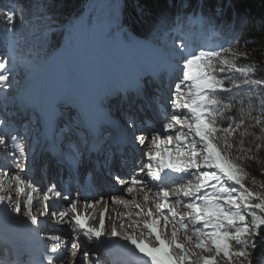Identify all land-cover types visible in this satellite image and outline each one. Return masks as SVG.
I'll return each mask as SVG.
<instances>
[{"label":"snow or ice","instance_id":"obj_1","mask_svg":"<svg viewBox=\"0 0 264 264\" xmlns=\"http://www.w3.org/2000/svg\"><path fill=\"white\" fill-rule=\"evenodd\" d=\"M16 11L19 12V17ZM16 11L7 12L6 17L8 35L4 39L8 55L0 58V107H6L14 99L9 93L16 88L18 67L22 62L18 55L16 24L18 20L23 23V7L18 6ZM42 19L47 22L48 17L42 16ZM46 29L47 23L40 30L42 39ZM154 51L173 74H180L179 82L174 84L175 96L171 102L174 113L170 116V122L164 126V131L170 133L175 126H179L187 128L188 132L175 136L168 134L166 138L153 136L149 146V138L144 134L137 135L136 125L129 121V127L133 131L130 135L125 132L122 142L125 145L138 142L142 148L147 149V162L141 164L139 177L134 176L128 181L133 187H129L127 192H133L134 187L138 191H145L147 181L143 177L150 178L158 189L154 193L157 213L154 214L150 209L145 211L141 204L132 201L131 203L146 217L142 225L146 233L141 232V235L137 236L134 231L121 236L114 225L109 235L104 214L100 215L98 227L89 226L90 218L87 215L82 217L77 212L76 202L67 195L62 196L53 186L48 191L54 192L57 198L68 200L69 207L58 214L52 211L51 216L55 218L59 215L62 222L72 226L74 236L71 243L62 241L58 235L47 236L48 243L41 253L40 264H54L52 256L48 253L55 254L63 248L68 250L67 259L70 264H89L92 251L88 245L94 241L102 242L101 238L104 236H109V239L119 236L145 258L146 264H219L217 258L222 260L223 264H253L254 254L259 247L257 237L264 236V193L255 192L246 186L248 173L238 162L239 158L233 159L228 154L231 144L225 143L223 147L220 145L218 134L231 135L242 126L243 118L241 117L239 123L219 127L218 118L233 121L234 117L225 115L233 111V106L223 103L217 93H231L233 89L243 86H259L264 89V79L250 78L251 74L256 72L253 65L238 66L234 60L226 58L219 51L189 50L183 39L174 42L171 47L157 48ZM224 53L247 56V53L237 52L232 47L225 48ZM226 70L239 73L241 79L237 81L218 75ZM141 88V85L137 86L138 94ZM182 110L189 115H183ZM255 111L264 115V92L249 96L247 112L254 124L264 125L260 116L253 115ZM5 123L4 119L0 118V127ZM260 131L264 133V127H261ZM255 148L259 151L264 148V144H257ZM0 153L19 172L26 171L24 161L28 146L24 137L0 133ZM56 155L70 169L78 170L80 160L77 155H65L63 152ZM173 173L182 174L181 178L184 180L174 190L164 185V181ZM7 174L5 172V175ZM116 180L121 184L125 183L120 177H116ZM12 181L15 182L18 194L25 191V180L19 174L12 175L9 183ZM209 189L212 191H207ZM150 191L151 189H148V192ZM148 192H145L143 197L145 203L149 201ZM233 193L237 195L234 197ZM171 196L176 199L170 202ZM181 197L187 198V201H182ZM49 199L48 195H44V215L48 214ZM5 200L9 202L11 212L17 216L23 213L29 218L31 225L38 226L40 221L33 214L31 196H28L23 206L19 199L0 195V204ZM113 202L125 207L130 203L123 198L114 199ZM181 203L189 210L187 213L178 212ZM164 210H168V214H165ZM69 212L72 214L71 220L66 219ZM169 225L172 229L170 237L167 234ZM132 226L134 229L139 228L135 221ZM180 232L184 234V243L178 240ZM81 234L86 238V243L80 240ZM145 235L153 239L151 246L145 242ZM36 237L44 243L38 230ZM186 245L193 247L188 248ZM78 254H81L80 259H77ZM3 256L4 258H0V264H22L19 256L12 259L7 249H4Z\"/></svg>","mask_w":264,"mask_h":264},{"label":"trees","instance_id":"obj_2","mask_svg":"<svg viewBox=\"0 0 264 264\" xmlns=\"http://www.w3.org/2000/svg\"><path fill=\"white\" fill-rule=\"evenodd\" d=\"M18 6L24 11L23 23L18 20L16 24L18 55L22 58L16 76L19 85L15 91L18 92L24 84L20 79L46 67L58 46L76 43L80 28L84 29L90 44L98 47L109 17L113 25L104 43L115 59L119 58L118 38H122L128 52L140 57L151 56L154 48L171 47L178 35L177 41L183 37L181 39L189 50L219 51L238 66H255L256 72L251 74V79H264V0H121L116 10L113 9L114 0H0V37L8 35L7 12L16 11ZM85 6L88 16L86 23L81 25ZM16 14L19 17L18 11ZM42 16L48 17L47 22ZM45 23L47 29L42 39L40 30ZM199 42L200 46H197ZM230 47L247 53V56L224 53V49ZM5 50L7 56V45ZM218 75L237 81L241 79L234 71L226 70ZM260 92L264 89L259 86H243L231 93H217L223 103L233 106V111L225 115L234 117L233 121L218 118L219 127L239 123L243 118L240 128L231 135L219 133L218 139L221 147L225 143L231 144L228 154L233 159L239 158L238 162L248 173L246 186L264 193V148L259 151L255 148L257 144H264V133L260 131L264 125L254 124L247 116L249 96ZM253 115L264 120L260 111ZM257 243L259 247L253 264H261L264 258V236L257 237Z\"/></svg>","mask_w":264,"mask_h":264},{"label":"rangeland","instance_id":"obj_3","mask_svg":"<svg viewBox=\"0 0 264 264\" xmlns=\"http://www.w3.org/2000/svg\"><path fill=\"white\" fill-rule=\"evenodd\" d=\"M118 2H119V0H114V6H113V9L115 8V6L118 4ZM111 17H109L108 18V20H107V26L109 25L110 26V22H111ZM104 28V27H103ZM105 29H106V27H105ZM111 30V29H110ZM78 33H82V36H83V34H84V29H81ZM78 36H80V34H77ZM5 36H1L0 37V58H3V57H5L6 56V51H5ZM83 37H81V39H82ZM181 38H183V37H181ZM181 38H180V40H181ZM178 40V35H176V39H175V42ZM201 40V39H200ZM85 42V41H84ZM84 42H82V43H84ZM117 43H118V45H119V40H117ZM120 46V45H119ZM197 46H200V42H199V44L197 45ZM85 48H84V50L81 52L82 53V55H81V60L82 61H84V54L85 53H87V55H88V58L90 59L91 58V61H92V63L94 62V63H97V65L99 64L98 63V61L100 62V63H103V61H102V58L100 59V57L101 56H103L104 55V53H103V48L101 47V42H100V46L99 47H97V46H91V44H89V45H87V48H86V46H84ZM59 50H61V49H59ZM58 50V51H59ZM57 51V52H58ZM81 51V50H80ZM58 54V53H57ZM79 56V55H78ZM120 57L118 58L119 60L118 61H116V60H113V58H111L110 56H109V61H113L114 62V64L112 65V64H110V63H107V65L110 67V68H114L113 70H114V72L117 74V76L120 78V80H118L117 78H115L114 76H112L111 74H109L108 75V79L110 78V79H112V78H114V83L112 84V83H110V84H106V83H104V86L106 85L108 88H110V92L109 93H111L112 91H111V89H115V88H117V89H121L122 90V93H124V90L125 89H127V93L130 95V90H128V80L129 81H131L132 83H133V85L132 86H134V90H136V91H133L132 93H133V95L134 96H136V97H138L139 99H141V95L145 98V101H148V100H152L153 102H157L156 100H158V98H160V97H158V96H156V93H157V91H154V90H151L149 87H150V83H149V81H147L146 79V76H148L147 75V71H149V70H155L156 68L153 66V64L151 63V61L149 60V57L147 56V55H144V56H141L143 59L144 58H146V60H137V59H134L133 58V56H131V55H123V54H120L119 55ZM151 56H153V57H155L156 59H158V60H160L162 63H164L161 59H159V57L157 56V54L155 53V51H154V49L153 50H151ZM55 59H56V57H55ZM54 59V60H55ZM128 60H129V63H128ZM81 61V62H82ZM54 62V61H53ZM61 64H63V63H58V65H61ZM165 64V63H164ZM85 65V64H84ZM135 67H137V68H135ZM58 68L59 67H57L56 69H53L54 71H56V70H58ZM140 68V69H139ZM147 70V71H146ZM170 71H171V69H169ZM138 72H140V73H142L141 75H143L141 78V81L139 80V73ZM138 73V74H137ZM171 74H173V73H171ZM102 74H100L99 75V73H98V78L96 79V80H98L97 82H99V87H102L101 86V82H102V77H100ZM179 75L180 74H173V80H172V82H170V86L168 87V89H167V91L168 92H170V97H172V98H170L169 100H172V99H174V96H175V93H174V84L176 83V82H179ZM111 76V77H110ZM43 77V76H42ZM41 77V78H42ZM46 77V76H45ZM161 77V76H160ZM39 78H40V76H39ZM38 78V79H39ZM146 78V79H145ZM145 79V80H144ZM36 81H37V79H35ZM139 80V81H138ZM142 80H143V82H142ZM20 81H21V79H20ZM121 82V83H117V82ZM161 82H160V86H161V84H166V83H163V79L161 78V80H160ZM123 82V83H122ZM112 84V85H111ZM19 84L16 82V86H18ZM121 85V86H120ZM138 85H141L142 86V88H141V91H140V93L138 94V92H137V86ZM162 85V86H163ZM44 88L45 87H43V89L41 90V92L40 93H42L41 94V96H43V94H44ZM62 88H63V91H64V93H63V95L62 96H64V95H66L67 93L69 94L68 95V98L71 100H69V103H68V100H66V101H64L63 99H61V102L59 103V106H64V107H66L67 108V110H66V108H64L65 110H63V109H61V108H59V109H61L60 111H66L65 113L67 114V122H68V124H69V126L71 127L72 126V121H73V118H75V117H72L71 116V113H70V110L72 111V114H74V113H77L78 112V110L76 109V108H78V106H80V104L82 103V94H81V92H80V97L78 96V94H77V92L75 91V90H73V89H71V87H68L69 88V92L68 91H66L65 90V85L64 86H62ZM125 88V89H124ZM34 90V89H33ZM32 90V91H33ZM160 90V89H159ZM13 92H15V90L14 91H12V92H10L9 93V96H12L11 94L13 93ZM99 92H101V89H100V91ZM120 96V95H119ZM57 97H58V93H57ZM136 97H133L132 95H130V96H128V101L130 102H139V101H137L138 99L136 98ZM134 98H135V100H134ZM142 100V99H141ZM143 102V101H142ZM56 104H57V101H56ZM111 104L112 105H114L115 104V101L114 102H111ZM123 105H124V103H122ZM43 105V104H42ZM169 105H171V103H169ZM44 107V106H43ZM57 107V105H55V113H54V115L56 116V110L58 111V109L56 108ZM100 107L103 109V106H101L100 105ZM0 108H3L4 110L1 112V115H4V116H6L7 117V120H9L10 122H9V125L7 126V125H5V127L3 126V127H0V132L1 133H4V131L7 129V128H9V126L10 125H12L11 124V120L9 119V117H10V113H11V111L10 110H8L6 107H0ZM170 109H172L171 107H170ZM112 111H111V113L112 114H115L116 112V109H111ZM122 114H124V113H122ZM176 114H181V113H176ZM182 114L183 115H189L186 111H183L182 110ZM77 115V114H76ZM54 116V117H55ZM69 116V117H68ZM65 116H63V118H64ZM71 117V118H70ZM124 116L123 115H120V117L118 118V119H120V121H121V123L123 122V118ZM159 117V116H158ZM13 118H15V116H13ZM190 118V117H189ZM71 124V125H70ZM74 125H75V123H74ZM6 126H7V128H6ZM75 128V127H74ZM30 129V128H29ZM20 130V129H19ZM102 130H103V132L105 133L106 132V130H105V127H103L102 128ZM181 132H183V133H187L188 132V129L187 128H180L179 126H175V128L170 132V133H168V134H171V135H173V136H175V135H177V134H180ZM17 133H20L19 134V136H22L21 134L23 133L22 131H20V132H16V134ZM11 134H15V133H11ZM10 134V135H11ZM24 135H25V140H26V142H27V146H28V153H27V157H26V159H25V161H24V165H27V164H29L30 163V161H31V153L34 151V149H32V152L30 153V148H31V139L29 138V136L27 135V133L26 132H24L23 133ZM168 134H166L165 135V138H166V136L168 135ZM18 135V134H17ZM103 136H104V134H103ZM34 147H35V145H34ZM198 148H199V145H198ZM34 155H35V152H34ZM34 158H36V155H35V157ZM38 161H40V160H38ZM178 183L176 184V186L177 187H179V185L181 184V183H183L184 182V180L183 179H179V181H177ZM11 185L10 186H8V182H7V180H6V184L4 185L5 187H7V188H9V189H11L12 190V185H13V183L11 182L10 183ZM25 185H27V186H25ZM23 187H24V189H25V191L23 192L24 194L22 195L21 194V196H20V194H18L17 193V191H16V187H15V189H14V187H13V190H12V192H10V193H8L7 195H4V194H2V196H5V197H7V196H11L14 200L15 199H19L20 201H21V204L23 205L24 204V202H23V199H24V196H33L32 194H31V192L28 190V182L26 183V181H25V184L23 185ZM26 187V188H25ZM28 192V193H27ZM15 195V197H13V195ZM0 195H1V192H0ZM37 197V196H36ZM120 198H123V199H125V200H127V201H129L130 203H129V205H130V209L128 208L127 210H129V211H125V212H123L122 213V215H124L125 217L127 216L128 218H129V216L131 215L132 217V219L133 220H131V222H130V220H127V222H126V224H123L122 226H121V231H123L124 233H132V232H134L135 231V234L137 235V236H140L141 235V232H143V227H142V225L141 224H143V220L146 218H140L139 216L140 215H142L143 216V214L140 212V210L138 211L137 209V211L134 209V205H133V203H131L132 201H131V198H128L127 196H124V195H118V198H115L114 196H112L110 199H109V201H108V203H107V207H111L112 206V204L113 205H116V203H114L113 201H114V199H120ZM176 198H174V199H171L170 198V202L171 201H174ZM181 200L182 201H187V198H183V197H181ZM8 201L7 200H5L2 204H0V210H2V209H4L5 210V214H0V224L2 223V222H4V221H9V220H11V219H15V218H18V223L19 222H21V221H25V220H27L28 219V217L27 216H25V215H23V213H21L19 216H17V214H15L14 212H11V210H10V208L8 207ZM97 206H98V209H102V210H104V208H107L106 207V205H99V204H96ZM142 205H144V206H146V211L147 210H149V208H148V204L146 205V203H143ZM69 207V206H68ZM129 207V206H128ZM39 209V206L37 207V210ZM157 208H152V209H150V210H152L153 211V213L155 214V213H157V210H156ZM102 210H95V211H97L98 213L99 212H101ZM178 212L179 213H187L189 210L187 209V208H185L184 207V204L183 203H181L179 206H178ZM33 214L35 215L36 213H35V211H36V208H35V210L33 209ZM165 211V214H168V210H164ZM78 212V211H77ZM79 213V212H78ZM82 217L83 216H85L86 215V213H84V212H80L79 213ZM90 214V213H89ZM89 214L87 215L90 219H89V226H92V227H98L99 226V220L98 219H100V214H98V216L96 217L95 216V214H94V216H95V218H94V216H92L91 214H90V216H89ZM97 214V213H96ZM37 216V215H36ZM72 219V214L69 212V217H68V220H71ZM114 219H115V214H108L107 215V221H109L108 223H110V224H108V228H107V232L109 233V235H110V232H111V229H112V227L114 226ZM95 220H96V222H95ZM177 220H179V216L177 217ZM92 221V222H91ZM136 222L138 225H139V228H135L134 229V227L132 226L133 225V222ZM93 223V224H91V223ZM94 222H95V224H94ZM185 222H187V220L185 221ZM4 225H6V224H4ZM23 225V226H22ZM25 225H24V223L23 224H19V225H16L15 223H12V226L10 227V228H7V229H10V232H9V234H10V236L11 237H13L12 238V240L14 241V242H17V240H23L22 239V237L20 236V234L19 233H17V230L18 229H20V228H23ZM161 227H163V224L161 223ZM177 227H179V225L177 224ZM16 228V229H15ZM117 228V230L119 231L120 230V228H118V227H116ZM123 228V229H122ZM16 230V231H15ZM125 230H127V231H125ZM171 225H169L168 226V229H167V234H168V236L170 237V235H171ZM15 231V234H17V237H19L18 239H16L15 240V237H14V232ZM144 231H146V230H144ZM144 233H146V232H144ZM82 235V234H81ZM5 237H7V236H5ZM21 237V238H20ZM145 238V242L146 243H148L150 246L154 243V241H153V239L152 238H149V237H147L146 235L144 236ZM117 238H120L119 236L117 237ZM104 240V241H103ZM178 240L180 241V242H182V243H184V234H183V232H180V233H178ZM101 244H103V245H105L106 244V246L108 245V243L110 242V243H113V244H115L117 247V249H118V251H121L120 253H126V251L128 250H130V252H136L135 251V249L128 243V242H126V241H124V240H122V239H114V238H112V239H109V236H104V237H102L101 238ZM105 241L106 242H108V243H105ZM90 244H92L93 246H95V244H96V242L94 241V242H92V243H90ZM109 246V245H108ZM110 248H113V247H111V246H109ZM186 247H188V248H192L193 246L192 245H186ZM114 249V248H113ZM115 250V249H114ZM197 251H199V250H197ZM39 251L38 250H36L34 253H38ZM127 255L126 256H122V258H126L127 256H130L128 253H126ZM203 254V253H202ZM137 255H138V259H143V260H145V258L143 257V256H141L139 253H137ZM204 255H206V254H204ZM27 258V257H26ZM194 259V258H193ZM264 259V258H263ZM146 261V260H145ZM219 261V264H222V261L221 260H218ZM262 264H264V262L262 263Z\"/></svg>","mask_w":264,"mask_h":264},{"label":"bare ground","instance_id":"obj_4","mask_svg":"<svg viewBox=\"0 0 264 264\" xmlns=\"http://www.w3.org/2000/svg\"><path fill=\"white\" fill-rule=\"evenodd\" d=\"M88 8V7H87ZM86 19H87V16L83 18L82 22L80 23L81 25H84L86 23ZM83 29V28H81ZM80 38L83 37L81 39V42L80 44L78 45V47L76 46V48H69V49H62V50H59L56 54V59L54 60V62H52L51 64V67L48 69V70H44L39 76L40 78H35L37 79V81L35 80L34 82H37L36 83V86L29 92V95H31L32 97H34V95L36 94V92L40 89H43L44 88V94L43 96H41V94L43 93H40L41 90L39 91V94H38V97L40 99V103L42 102L44 108H45V117H44V122L46 123V125L48 126V129L50 128L51 126V122L54 121V113H55V105H56V101L57 103L59 104L60 103V98L63 97L62 95L63 94H60V92L63 91V88L60 87L61 85V82L63 81V78L65 77V73L66 72H71L74 76V79L76 81V84L79 88V91L81 92L82 94V104L85 105L84 107V110H85V115L86 117L88 118L87 121L88 123L90 121H92L93 123H96V115H98L99 113L103 112V109L100 107V105L98 104V101H99V97L102 95L105 96L107 95V93H104V91H106L108 89V87L105 85L104 86V83H106V79L108 77L109 74H111L112 76H114L115 78H117L118 80H120V78L117 76V74L114 72V68L112 67L109 68V67H106V63H104L103 67L100 69L99 66L97 65V63H92L91 61V58L89 59L88 58V55L87 53L84 54V61L81 60V55H82V51L84 50V43H82L83 41H85V37L84 35L82 36V33H80ZM80 40V39H79ZM87 48V47H86ZM81 50V51H80ZM79 55V56H78ZM82 61V62H81ZM58 63H63L62 64V69L61 70H56L54 71L53 69H56L57 67H59L60 65H58ZM85 64V65H84ZM100 69V70H99ZM42 71V70H41ZM151 72V76L155 77L157 76V70H150ZM98 73L99 75L102 74L100 77H102V82H101V86L102 87H99V82H97L98 80H96L98 78ZM109 73V74H108ZM43 76V77H42ZM46 76V77H45ZM143 75H141V73L139 74V80L141 81V77ZM42 77V78H41ZM111 77V76H110ZM152 77V79H153ZM49 78V82L50 83H47V85L44 86L45 84V81ZM138 80V81H139ZM145 80V79H144ZM154 80V79H153ZM109 81H110V78H109ZM143 82V80H142ZM110 83H112V81H110ZM117 83H121V82H117ZM123 83V82H122ZM39 86V87H38ZM121 86V85H120ZM101 89V92H99ZM67 91V90H66ZM109 91H110V88H109ZM111 93H110V97L112 95L116 96L115 92H113V90L111 89ZM57 93H58V97H57ZM120 94H118L117 96H119ZM65 96V95H64ZM101 97V98H102ZM33 99V98H32ZM31 99V100H32ZM106 100L107 101H111L112 99H110L109 97H106ZM135 100V98H134ZM59 101V102H58ZM32 102V101H30ZM69 103V101H68ZM147 108V107H146ZM65 110V109H64ZM90 113H93V118L90 119L91 117H89V114ZM154 115H156L157 117L160 116L159 113H154ZM5 118V117H4ZM8 121V125H9V120ZM109 122L111 124V126L113 127V130H114V133L117 134V131L119 128H123V124L119 121V119L116 120V118H112V119H109ZM5 124V125H7ZM4 125V127H5ZM7 125V126H8ZM6 126V128H7ZM120 129V130H121ZM1 133V132H0ZM18 136L20 133H17ZM15 133V135H17ZM12 135V134H11ZM35 147H36V143L34 144ZM34 152H35V155H36V158H34L35 161H38L39 160V157H37V153L38 151L36 149H34ZM67 154V153H66ZM144 163V162H143ZM4 170H6V167H4ZM8 174L5 175V171H0V192H1V195L4 194V195H7L8 193L12 192L13 190V186H12V190L5 187L4 185L6 184V177L8 178L11 174L10 172L8 171L7 172ZM18 174V173H16ZM139 177V176H138ZM24 179V178H22ZM144 179L146 180L147 177H144ZM11 180V178L9 179V181ZM8 182V186H10L11 184ZM13 183V181H12ZM27 186V185H25ZM169 187V186H168ZM26 188V187H25ZM31 187H28V190L30 192H32L30 190ZM32 189V188H31ZM147 189H145V191H138L136 189L135 191V194L133 196H129L127 194H125V196H127L128 198H131V201H135V203H139V204H143L145 203L144 202V195H145V192H148ZM174 190V189H173ZM28 193V192H27ZM33 193V192H32ZM54 193V192H53ZM22 195L24 193H21ZM20 194V196H21ZM124 194V193H123ZM122 194V195H123ZM13 195V194H12ZM36 195H39L38 197H40L41 195H43L42 193H39V194H36ZM148 195H149V201L146 203V205L148 206L149 209H152V208H156V199L154 197V194H151L150 192H148ZM48 196H51L50 194ZM107 196V195H105ZM13 197H15V195H13ZM27 198L28 196H24V199H23V202L26 203L27 201ZM37 197H34L32 196V200H33V209L35 210L36 208V215L37 217L38 216H41L40 215V211L37 210V207L39 206L38 204L39 203V199H36ZM171 199H174L176 197H170ZM35 201V202H34ZM134 205V203H133ZM23 206V205H22ZM60 206V207H59ZM58 206V210L59 211H62V210H65L66 207H68V204L67 203H61L60 205ZM108 205H106L107 207ZM129 206V207H128ZM127 207H125L124 205H121V204H116V205H113L111 207H107L108 211H107V214L105 215V212H106V208H104V210H102L101 208L99 210H102L101 212H97V211H88L86 213V215H88L89 213L94 216V214L96 215V213L98 214H104L106 216V230L108 228V223L109 221H107V215L108 214H115V219H114V225L115 227H118L120 228V230L118 231L120 233L121 236H123L124 234H127V233H124L123 231H121V226L123 224H126L127 220H133L131 217V215L129 216V218L124 215H122L123 212L125 211H129L127 210L128 208L130 209V205H128ZM146 211V206L142 205ZM134 209L136 210L137 208L134 206ZM83 212L85 213L86 210L85 209H82ZM139 211V209H137ZM136 210V211H137ZM157 210V209H156ZM34 212V211H33ZM89 214V216H90ZM99 215V216H100ZM140 218H145V216L143 215H140L139 216ZM58 218V222H62L61 220H59V217H56V220ZM95 218V216H94ZM99 220V219H98ZM92 222V221H91ZM90 222V223H91ZM96 222V220H95ZM94 222V224H95ZM93 224V223H91ZM23 226V225H22ZM26 226H24L23 228H25ZM16 229V228H15ZM22 228L18 229L17 231L21 230ZM51 229V228H50ZM49 227H48V230H50ZM123 229V228H122ZM16 231V230H15ZM15 231L13 232L14 234V237H15V240L18 239L19 237H17V234H15ZM127 231V230H125ZM72 232V230H71ZM143 232H146V231H143ZM21 238V237H20ZM145 238V237H144ZM104 241V240H103ZM25 242V240H17V244L19 245H22L23 243ZM109 242V241H108ZM105 241V243H108ZM100 245L105 248L106 252H110V253H113L115 255H117L119 258H122V256H126L127 252L126 253H120L121 251H118V249L116 248L117 246L113 243H108L109 246L113 247V248H110L108 245L106 246L101 244L100 242ZM19 247V246H18ZM44 248V247H43ZM129 256H127L128 258ZM263 263V262H262Z\"/></svg>","mask_w":264,"mask_h":264}]
</instances>
